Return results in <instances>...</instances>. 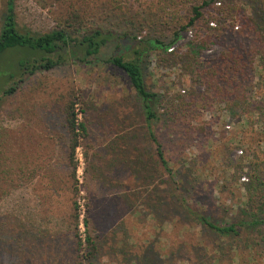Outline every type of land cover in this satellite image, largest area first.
Masks as SVG:
<instances>
[{
	"label": "rangeland",
	"instance_id": "rangeland-1",
	"mask_svg": "<svg viewBox=\"0 0 264 264\" xmlns=\"http://www.w3.org/2000/svg\"><path fill=\"white\" fill-rule=\"evenodd\" d=\"M6 2L0 0V26ZM253 2L14 0L21 27L44 32L79 13L86 27L109 31L113 40L93 62L27 75L7 96L1 87L18 52L0 56V264H77L73 201L79 233L97 247L92 264H264L253 229L220 236L200 221H241L242 178L254 153L264 160L257 110L230 113L227 99L200 77L228 50L249 47ZM192 6H201L202 18L175 37ZM149 38L166 48L149 41L136 54ZM113 54L139 57L156 94L149 121L127 76L105 61ZM258 61L264 63L261 54ZM258 69L248 88L253 106L264 102ZM72 96L87 131L75 152V177L62 114Z\"/></svg>",
	"mask_w": 264,
	"mask_h": 264
},
{
	"label": "trees",
	"instance_id": "trees-1",
	"mask_svg": "<svg viewBox=\"0 0 264 264\" xmlns=\"http://www.w3.org/2000/svg\"><path fill=\"white\" fill-rule=\"evenodd\" d=\"M200 9L201 6L191 7L192 16L189 17L187 24H178L179 27L175 31V37H177L179 30L186 29L202 18L203 14ZM250 10L253 17L249 18L251 31H248L254 35V39L249 42V47L246 49L240 48L243 50L240 53H236L234 48L228 50L220 60L221 62L212 64L211 69L207 68L204 73L200 72V77L207 78L208 89H214L215 93L213 94L218 96L220 101L227 99V110L230 113L244 114L247 112L248 114L250 110L256 109L255 113H257L260 121L264 123L263 100L257 102L255 100L254 106L256 107L252 105L251 101L247 100L253 72H256L259 68L258 75L260 78L264 77V63L259 61L257 64L255 63V56L261 54L264 57V0H254ZM112 40L113 35L111 32L102 30L100 27H86L79 13H76L71 20L65 19L62 22H57L54 27L44 32H36L21 27L16 18L14 0H7L1 17L0 56L13 49L17 50L18 58L15 70L5 75L7 79L5 85L7 86L1 87L2 94L4 96L10 95L24 77L35 72L50 70L68 63H91L99 58L103 48L108 46ZM149 41L157 44L158 47H156L160 49L167 46L158 39L149 38L144 46H138L134 52L138 54L140 51L147 50L148 46L151 47ZM196 53L195 50L192 55L194 60L197 56ZM105 61L127 76L130 85L143 102L149 121L154 115L151 103L155 101L156 94L149 91L145 85L139 57L113 54L108 56ZM76 104L77 102L72 96L65 103L62 110L63 124L67 133L66 156L73 177H75L76 170L75 152L87 132L84 122L78 118ZM260 104L261 106H257ZM157 154L164 167H166L167 163L159 148ZM257 158L258 155L254 153V163L252 162L250 166L249 177H246L247 182L243 186V205L240 206L242 220L237 224L234 222L218 224L201 216L200 221L206 228L211 229L220 236L239 235L241 227L251 228L256 239L260 245L263 244L264 248V160L259 163ZM5 173H8V171H5ZM74 192L75 194L78 192L77 187L74 188ZM73 209L76 222L73 235L80 259L77 264H92V259L96 254V244L88 233L83 236L79 233L77 228L79 225V206L76 201H73ZM83 224L87 227L86 219Z\"/></svg>",
	"mask_w": 264,
	"mask_h": 264
},
{
	"label": "built area",
	"instance_id": "built-area-1",
	"mask_svg": "<svg viewBox=\"0 0 264 264\" xmlns=\"http://www.w3.org/2000/svg\"><path fill=\"white\" fill-rule=\"evenodd\" d=\"M210 25H215L213 22H210ZM170 50V49H169ZM227 128H229V126H226ZM240 153H242V151H240ZM243 180H246V178H242Z\"/></svg>",
	"mask_w": 264,
	"mask_h": 264
}]
</instances>
